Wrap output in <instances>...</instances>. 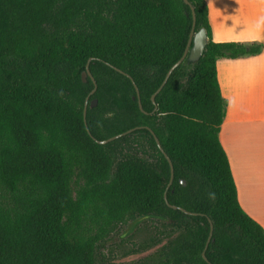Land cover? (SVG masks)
I'll return each mask as SVG.
<instances>
[{"label":"trees","instance_id":"16d2710c","mask_svg":"<svg viewBox=\"0 0 264 264\" xmlns=\"http://www.w3.org/2000/svg\"><path fill=\"white\" fill-rule=\"evenodd\" d=\"M188 2L206 44L152 101L188 40L183 0H0V264H109L111 237L137 231L119 264H264L219 141L215 67L262 44L212 41L205 0Z\"/></svg>","mask_w":264,"mask_h":264},{"label":"crops","instance_id":"0c3cea01","mask_svg":"<svg viewBox=\"0 0 264 264\" xmlns=\"http://www.w3.org/2000/svg\"><path fill=\"white\" fill-rule=\"evenodd\" d=\"M214 42L256 41L260 53L215 63L226 112L219 141L240 207L264 229V0H205Z\"/></svg>","mask_w":264,"mask_h":264},{"label":"water","instance_id":"95a60500","mask_svg":"<svg viewBox=\"0 0 264 264\" xmlns=\"http://www.w3.org/2000/svg\"><path fill=\"white\" fill-rule=\"evenodd\" d=\"M186 4H189L188 0H183ZM190 11H191V19H192V23H191V29H190V32H189V36H188V40H187V43H186V46H185V49L183 51V54L182 56L168 69V71L166 72L165 74V77L163 79V81L161 82V84L159 85V87L157 88V90L155 91V93L152 94L151 96V99L152 101H154V97H155V94L163 87V85L165 84V82L167 81L169 75L171 74V72L173 71V69L178 66L186 57L189 59V60H196L199 58V56L201 55L202 53V50L206 44V33H205V30L203 28L199 29L198 31H194L195 29V14H194V10H193V7L190 6ZM89 76L92 81H93V84H94V87L93 89L91 90L90 93H93L96 89V83H95V80L93 79L90 71H89V67H88V63L86 64V69L85 71L82 73V79L83 81L86 80V77ZM129 76V75H128ZM134 88H135V92H136V96H137V101H138V106H139V109L141 111H143L142 109V106H141V102L139 100V91H138V88L136 87V85L134 84ZM96 104V101L93 100L91 103H90V107L94 106ZM87 105H88V97H86L85 99V102H84V108H83V119H84V122H85V116H86V109H87ZM133 130V128L131 129H128L122 133H119L117 135H114V136H111L107 139H103V140H96L98 143H101V144H104L108 141H111L119 136H122L128 132H131ZM155 141L158 145V147L160 148V150L162 151V148L160 146V143H159V140L155 137ZM168 163H169V168H170V177H169V181H168V184H167V188L169 187V185L171 184L172 180H173V176H174V172H173V165L170 161V159L168 158V156L166 154H164ZM164 198L166 199V193H164ZM170 206L172 208H177V206L175 205H171ZM182 211L186 212V213H190L186 210H184L183 208H180ZM143 220V217H140V218H136L134 219L133 221H131L130 223H128L127 225V228L125 229V231L122 233V237L126 236V234L132 232L134 230V227L137 223L141 222ZM211 229H212V226L210 225V233H209V236H208V239H207V242H206V245L205 247L207 246L208 244V241L210 239V236H211ZM203 255V258L206 259L205 255H204V252L202 253Z\"/></svg>","mask_w":264,"mask_h":264},{"label":"rangeland","instance_id":"374dc122","mask_svg":"<svg viewBox=\"0 0 264 264\" xmlns=\"http://www.w3.org/2000/svg\"><path fill=\"white\" fill-rule=\"evenodd\" d=\"M127 228V225L125 227H122L119 230V234L122 235V233L125 231V229ZM132 233V232H130ZM130 233L126 234V236H128ZM124 236V237H126ZM144 235L142 232L137 231L128 241L123 242L121 245H117L118 239L119 237L114 235L111 237L109 243L107 244L106 249H110L112 250V252L110 253V261L109 264H119V263H123L124 261H128L132 258H121L122 252L126 251L127 249L131 248L132 246H136L142 239H143ZM104 250L105 253H107V250ZM140 256L136 257L139 258ZM133 258V259H136Z\"/></svg>","mask_w":264,"mask_h":264}]
</instances>
